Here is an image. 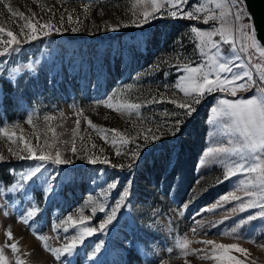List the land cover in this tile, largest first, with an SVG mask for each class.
Here are the masks:
<instances>
[{
    "label": "rangeland",
    "instance_id": "obj_1",
    "mask_svg": "<svg viewBox=\"0 0 264 264\" xmlns=\"http://www.w3.org/2000/svg\"><path fill=\"white\" fill-rule=\"evenodd\" d=\"M150 2L0 0V28L5 30L0 33V39L10 40L6 33L12 31L20 41L11 45L5 56H0V75L12 74L17 81L15 87L0 81L6 94L0 109L5 120L0 128V156L8 160L10 166L3 165L5 175H1L4 179L0 176V186L6 192L21 173L37 163L19 160L12 154L14 151L27 155L24 141L29 142L38 155L43 151L54 157L60 151L62 158L70 161L65 165L47 162L37 178L26 182L23 190L13 194L10 201H4L11 212L10 216L0 214V249L4 251L7 264H17L18 260L22 264H60L45 248L61 247L72 235L78 234L79 226L72 228L65 223L67 216L78 220L88 215L91 220L86 226H98L114 206L122 186L129 182L132 194L127 207L120 210L118 222L108 229L107 235L98 232L92 239L87 238L89 243L84 242L77 254L68 258L72 264H88L86 257L91 255L98 241L106 242L110 238L111 243L106 242L107 247L101 250L98 264H110L120 257L125 258L127 264H163L164 261L167 264H218L207 258L210 246L201 243L209 239L219 244L238 243L249 252L242 254L233 250L231 255L243 259L245 264H264V247H261L264 219L258 217L244 225L237 223L242 217L258 213L259 209L241 213L239 205L248 199H261L264 187H260L258 181L249 183L256 180L254 173H239L223 179L227 168L240 161L239 156L220 152L205 155L209 148H232L241 142L238 133L223 127L224 123L231 122L229 118L224 117L217 124L208 123L211 108L218 106L220 99L236 97L227 93H206L199 104H194L195 94L185 97L175 88L179 77L186 75L182 68L177 70V65L203 64L204 71H208L209 57L217 53V49L209 48L201 53L191 28L210 31L223 22L226 29H232L233 40L239 44V22L228 15L223 21L219 18L220 12L228 11V0H189L185 10L202 6L209 15L215 13L218 18L205 25L202 20L172 18L164 8L148 24L134 26L132 22L139 20L145 10L151 11ZM158 2L164 3V0ZM216 2L225 7L216 9ZM5 4L17 13L23 12L24 18L13 16ZM69 15L73 18L71 23ZM61 16L63 25L59 23ZM27 20L37 23L35 41L26 42L30 31L23 25ZM49 20L61 31L44 37L40 24ZM124 24L130 26L123 27ZM113 26L117 27L116 31L110 30ZM72 27L78 31L72 32ZM154 29L159 30L158 43L150 40L147 44L141 43L144 33ZM214 39L219 46L217 59L228 63L229 55L220 50L226 42L219 36ZM132 45L137 47V56L129 59L137 66L136 72L129 66L130 61L124 59L125 51L131 54ZM4 47L7 45L0 44V51ZM239 51L245 53L240 47ZM144 53L146 57L142 56ZM250 53V63L247 62L260 76L264 71V57L252 47ZM81 65L87 70H81ZM250 73L256 90L237 93L239 98L264 96L261 83L251 69ZM220 75L225 77L226 73ZM215 76V72L210 74L211 79ZM173 99L177 104H192L195 111L186 115L185 109L170 103ZM106 102L113 106L109 108ZM130 104H139L140 108L123 107ZM76 120L80 121L79 129ZM148 130L158 132L162 138L153 142L150 150L145 149L134 169H128L130 149L141 142L140 138L147 135ZM116 132L127 137L130 143L122 146L119 138L113 143ZM73 143L76 153L71 151ZM117 150L120 156L115 155ZM89 157H107L108 163L88 164ZM112 164L125 167L113 168ZM117 180L118 188L111 189L109 185ZM49 185L55 190L45 200V189ZM246 191L257 195L247 197ZM233 192L241 200H232ZM224 195H229L228 202L222 201ZM35 197L39 198L42 211L29 220L27 230L20 216L35 205ZM18 198L20 202L15 201ZM102 207L105 212H100ZM232 208L237 211L231 212ZM65 227L69 228L67 233L63 231ZM8 232L12 233L11 238ZM22 232L33 239V247L24 241L28 236ZM125 240L137 241L139 253L136 250L121 253L119 249ZM185 240L190 249L201 251L195 255L185 254L179 247ZM11 243L17 244V251L10 248Z\"/></svg>",
    "mask_w": 264,
    "mask_h": 264
},
{
    "label": "snow or ice",
    "instance_id": "obj_2",
    "mask_svg": "<svg viewBox=\"0 0 264 264\" xmlns=\"http://www.w3.org/2000/svg\"><path fill=\"white\" fill-rule=\"evenodd\" d=\"M189 4V0H164V3L158 2V0H151L150 8L151 11L145 10L142 14V17L139 20H134L132 23L136 27H141L149 23L150 20L156 19L157 15L161 13V10L167 8V15L172 18H186L188 20H202L203 24H209V21H215L218 17L215 13L209 15L207 9L202 6L195 7L194 10H185V6ZM170 6V7H169ZM7 11L13 16L19 15L22 19L24 18L23 12H15L13 8L5 4ZM225 7L221 2L215 3L216 9H221ZM228 11L220 12L219 18L223 21V18L228 15L233 17L235 22H239L237 25V30L241 33L242 37L248 41L250 44L247 47H252L259 51L261 57H264V44L260 42L257 38V27L254 21V14L250 10V5L247 0H228ZM85 12L88 11L87 6H85ZM203 13V15H200ZM36 14L33 13V16ZM73 18L71 15L68 16V22L71 23ZM59 23L63 25L64 17L59 18ZM130 25L124 24L123 27H128ZM23 28H27L30 31V34H26V42L35 41L38 39V29L37 23H33L31 20H27L23 25ZM40 30L44 37H48L53 31L60 32L61 28L56 27L47 21L40 24ZM72 32L78 31L76 27L70 29ZM108 30V29H106ZM110 30L116 31L117 27L113 26ZM5 30L0 28V33H3ZM191 32L195 34V38L198 41L196 47L199 48L201 53L205 52L206 48L217 49L216 55L209 57V68L208 71H204V65L201 64L197 67H190L188 64L177 65V70L179 71L182 68V71L186 75H181L178 82L175 84V88L179 89L180 92L184 94L185 97L194 95V104H199L206 93H227L231 97H236L235 99H220L218 106L211 108V118L208 123L217 124L222 121V118L227 117L230 119V123H224L223 127L232 131L233 133H238L241 142L235 145L232 148L222 147V148H209L205 155H212L217 152L220 153H229L233 156H239L240 161L234 163L233 165L227 168V171L224 173L223 179L227 180L230 177H235L239 173H254L256 174L255 181H249L250 184L257 183L260 187H264V96H253L250 99L239 98L237 97V92L240 90H246V85L244 83H235L236 81L241 80L242 77L250 78L251 73L249 71H241L232 73L231 77H222L221 73H231L232 68L229 66V63H221L217 56L219 55V46L218 41L214 37L219 36L221 40L234 43L233 41V31L232 29H226L223 22L219 27L212 30H202L199 27H192ZM7 37H10V40L0 39V44L7 45L3 48V51H0V56H5L9 52V47L13 44H19L20 41L17 40L16 35L12 31L6 33ZM242 48L246 46L242 45ZM239 59V55L236 57ZM239 68H244L245 65H238ZM259 67V66H258ZM81 70H87L81 65ZM212 72L216 73L215 79L210 78ZM32 75H35L34 71ZM260 80L264 81V71L260 74ZM0 81L9 83L12 87H15L17 81L12 74L0 75ZM261 92H264V88L261 89ZM6 98V94L3 92L2 84H0V109L3 108V103ZM161 103L163 100L160 101ZM107 103V102H106ZM170 103L176 105L179 109H185L186 115H191L195 111V107L192 104L179 103L177 104L176 100L173 99ZM107 106L111 108L113 105L107 103ZM123 107L129 109H139V104H130L124 105ZM176 115V113H173ZM31 119L28 120V123H31ZM76 128L79 129L80 121L76 120ZM88 123L91 125L92 122L89 120ZM94 126V125H93ZM115 131V130H113ZM55 130L53 129V133ZM175 129H173V134ZM119 138L121 145H128L130 143L129 139L122 135L120 132H116L115 136L112 137V142L115 143L116 139ZM162 137L158 132H152L148 130L147 135H143L140 138V143H135L134 146L130 149L131 156L130 162L127 165L128 169H134L137 164L140 162L142 153H145V149L150 150V145L159 141ZM95 147V145H93ZM24 150L27 152V155H19L16 152L12 154L19 160H32L37 163L29 168L26 172L21 173L19 180L12 184L10 188L5 189L0 186V214L4 216H10L11 212L9 210V204L4 201H10L13 194H17L23 190L24 184L29 181H33L34 178L38 177V174L41 173L42 169L45 167L47 162H51L55 165H65L70 163L68 159L62 158L61 152L57 151L55 156L41 151V154H37L35 148L27 141H24L23 144ZM9 151H12L11 149ZM72 153H76L77 149L75 144H72L71 147ZM103 151V149H101ZM116 156H120L121 152L119 150L115 153ZM5 158L0 156V161H3ZM83 159V157H81ZM88 164H105L108 163L107 157L103 159L98 157H89L87 159ZM203 163V161H201ZM113 168H124L123 164H112ZM119 186V181L112 182L109 187L111 189H117ZM54 186L49 185L45 189L44 199L46 200L54 192ZM131 187L129 184L122 186V191H120L118 198L114 202V206L111 207L110 211L106 215V218L99 222L98 226H86L90 222L91 217L88 215L81 216L78 220L73 219L72 215H68L65 223H69V227L77 228L79 226L78 234L72 235L70 239L62 244L61 247L50 249L51 253L54 255L55 259L60 262V264H72V260L68 259L69 257H74L77 254L78 248L84 245V242L87 238L95 236L98 232L101 235H107V231L110 227H114L119 219V212L121 209L127 207V201L131 196ZM257 193L246 191L245 196L254 197ZM261 199H248L246 203H241L239 205V212L243 213L248 209H259L256 214H249L246 217H242L238 224L244 225L252 221L257 220V218L264 219V193H261ZM230 199L229 195H224L222 197L223 202H228ZM232 200H241V197L236 195L235 192L231 194ZM42 209L38 206H30L25 209L21 214L20 220L28 225L29 220L35 218ZM236 208H232L231 212L235 213ZM100 212H105V209L100 208ZM95 210H93V214ZM182 214V213H180ZM227 219V217H226ZM65 233L69 231L68 227L63 229ZM195 232V228H193ZM8 237H12V233L8 232ZM243 238V237H240ZM105 240L100 239L95 245L94 250L90 256H87L86 259L88 264H98V257L101 254V250L105 247ZM201 243L210 246L211 253L206 254L208 259L217 261L218 264H245V261L239 257L231 255L230 253L235 250L236 252L247 254L249 250L247 248L241 247L238 243H229V244H219L213 240H205ZM189 242L187 240L180 243L179 247L185 252V254L192 253L195 255L200 252V249H190L188 247ZM264 247V245H261ZM10 248L15 252L17 251V244L11 243ZM131 250H136L139 253V247L137 241L125 240L122 242L119 251L121 253H126ZM168 251H171L169 249ZM0 264H7V258L4 255L3 249H0ZM17 264H22L21 261H17ZM110 264H127V260L123 257L115 259L110 262ZM163 264H167V261H164Z\"/></svg>",
    "mask_w": 264,
    "mask_h": 264
},
{
    "label": "crops",
    "instance_id": "obj_3",
    "mask_svg": "<svg viewBox=\"0 0 264 264\" xmlns=\"http://www.w3.org/2000/svg\"><path fill=\"white\" fill-rule=\"evenodd\" d=\"M153 34V33H152ZM151 32H149L148 31V33H144V35H143V37L140 39L141 40V43H144V44H147L148 42H149V40L151 41ZM234 41V43H228V42H226V43H224V45H221L220 46V50H221V52H223V53H227L228 55H229V66L232 68V72L231 73H226V76L225 77H228V78H230L231 77V75H232V73H235V72H241V71H249L250 72V65H249V63L247 62V61H244V60H242L241 59V56H240V51H239V47H238V43L236 42V40H233ZM120 49V48H119ZM137 49V47L135 46V45H132L130 48H129V52H131V54L129 55V53H127V51H125L124 52V59H127V60H129L130 62H128V63H130V67L131 68H136L137 69V66L136 65H133L132 64V62H131V57H135V56H137V54H136V50ZM242 54V53H241ZM146 55V53H144L142 56L144 57ZM237 55H239V59H237L236 57H237ZM130 58V59H129ZM115 62H117V61H115ZM238 65H245V67L244 68H239L238 67ZM140 73V72H139ZM237 85L239 84V83H244L245 85H246V90H240V91H238L237 93H240V92H242V91H244V92H246V91H250V93H253L256 89H255V87H253V81H251V78H245V77H242L241 78V80H239V81H236L235 82ZM10 118H13V117H10ZM4 122H5V120H4V117H2V115H0V128H2L3 126H4ZM8 162V160H3V161H0V167L1 166H3V165H8V167H10L9 166V164L7 163ZM9 169L7 168V170L6 171H8ZM0 176H1V174H0ZM1 178L2 179H4L2 176H1ZM15 200V199H14ZM15 201H19L20 202V199L18 198L17 200H15ZM33 201H34V203H35V206H38V207H40L41 208V202L39 201V198L38 197H35V199H33ZM15 206L16 207H18L16 204H15ZM61 207V206H60ZM59 207V208H60ZM46 213V212H45ZM44 213V214H45ZM43 214V215H44ZM32 223H33V221H32ZM40 228V227H39ZM29 229V227H28V225H27V230ZM29 233V232H28ZM31 235H33L34 237H35V235L33 234V233H30ZM94 237V236H93ZM92 239V238H91ZM91 239H90V241H91ZM111 241H112V238H110L108 241H106V242H110L111 243ZM85 242H87V244L89 243V240H85ZM105 246L107 247V244L105 243ZM109 247V246H108ZM46 250H50V248H45ZM44 249V250H45ZM45 250V252H47ZM106 250V249H105Z\"/></svg>",
    "mask_w": 264,
    "mask_h": 264
},
{
    "label": "water",
    "instance_id": "obj_4",
    "mask_svg": "<svg viewBox=\"0 0 264 264\" xmlns=\"http://www.w3.org/2000/svg\"><path fill=\"white\" fill-rule=\"evenodd\" d=\"M250 10L254 14L257 27V38L264 44V0H247Z\"/></svg>",
    "mask_w": 264,
    "mask_h": 264
},
{
    "label": "built area",
    "instance_id": "obj_5",
    "mask_svg": "<svg viewBox=\"0 0 264 264\" xmlns=\"http://www.w3.org/2000/svg\"><path fill=\"white\" fill-rule=\"evenodd\" d=\"M240 38H241V42L239 41L238 46L241 48V51L245 52V61H248L250 63V56H251L250 47H247L249 45V41L244 39L242 37L241 33H240ZM242 45L246 46V50H245V48H242ZM250 69L253 71V73L257 77V80L261 83L262 87L264 88V81L260 80V76L257 75V73H256V70H255L256 68L253 67L252 65H250Z\"/></svg>",
    "mask_w": 264,
    "mask_h": 264
},
{
    "label": "trees",
    "instance_id": "obj_6",
    "mask_svg": "<svg viewBox=\"0 0 264 264\" xmlns=\"http://www.w3.org/2000/svg\"><path fill=\"white\" fill-rule=\"evenodd\" d=\"M158 32H159V30L158 29H154V30H152V32H151V41H154V43H158V41H157V39H158ZM153 33V34H152ZM146 55H147V53H146ZM146 55H145V57H146ZM150 56V55H149ZM149 56H147V57H149ZM135 68V67H134ZM136 69V68H135ZM3 169H4V167L3 166H1L0 167V174L3 176V175H5V173H3Z\"/></svg>",
    "mask_w": 264,
    "mask_h": 264
},
{
    "label": "bare ground",
    "instance_id": "obj_7",
    "mask_svg": "<svg viewBox=\"0 0 264 264\" xmlns=\"http://www.w3.org/2000/svg\"><path fill=\"white\" fill-rule=\"evenodd\" d=\"M242 55H244V58H245V53H244V54L242 53ZM22 234L25 235V234H27V233H26V232H22ZM27 236H28V238H27L28 241H26L27 239H26V240L24 239V241L27 243L28 246L31 245V246L33 247V244H32V243H33V242H32L33 239H32L28 234H27ZM23 238H25V237H23ZM23 238H22V240H23ZM22 240H21V241H22ZM27 245H26V246H27ZM34 247H35V246H34ZM28 248H29V247H28ZM30 248H31V247H30ZM41 255H42V254H41Z\"/></svg>",
    "mask_w": 264,
    "mask_h": 264
}]
</instances>
